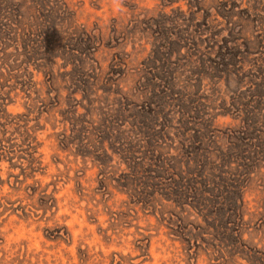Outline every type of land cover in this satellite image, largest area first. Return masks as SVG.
Returning <instances> with one entry per match:
<instances>
[{
    "label": "rangeland",
    "instance_id": "rangeland-1",
    "mask_svg": "<svg viewBox=\"0 0 264 264\" xmlns=\"http://www.w3.org/2000/svg\"><path fill=\"white\" fill-rule=\"evenodd\" d=\"M0 15V264H264V0Z\"/></svg>",
    "mask_w": 264,
    "mask_h": 264
},
{
    "label": "trees",
    "instance_id": "trees-1",
    "mask_svg": "<svg viewBox=\"0 0 264 264\" xmlns=\"http://www.w3.org/2000/svg\"><path fill=\"white\" fill-rule=\"evenodd\" d=\"M0 20L1 21H3V20H6L7 21L8 19H6V17L2 18V16L0 15ZM9 27L10 26H8V24L5 23L4 25H2V28L3 29H0V45H1V43L3 45V48L0 50V71H2L4 69V67H6L8 65V59H9L8 57L9 56L6 55V53H5L6 52V46L3 43L6 41V38H7V36L4 34L6 32L5 29L7 30ZM32 27H34V26L32 24H30V28H32ZM10 31H13L14 35L17 32V30H10ZM10 31H9V33L11 34L12 32H10ZM31 42H33V44L36 43L35 41H31ZM29 53L30 54H33L34 53V50L32 48L30 49V51H27L26 49H24L23 52L21 54H19V55L25 56V55H28ZM8 66L11 69L10 70V73H12V72L15 71V68L14 67H12L10 65H8ZM2 76H3L2 73H0V77H2ZM21 76H23V75H21ZM1 113L4 114L3 111H1Z\"/></svg>",
    "mask_w": 264,
    "mask_h": 264
},
{
    "label": "clouds",
    "instance_id": "clouds-1",
    "mask_svg": "<svg viewBox=\"0 0 264 264\" xmlns=\"http://www.w3.org/2000/svg\"><path fill=\"white\" fill-rule=\"evenodd\" d=\"M114 3H116L117 5H120L122 3V0H114Z\"/></svg>",
    "mask_w": 264,
    "mask_h": 264
}]
</instances>
